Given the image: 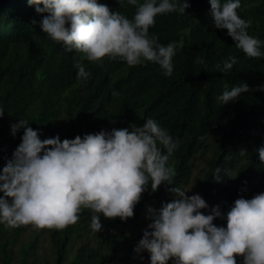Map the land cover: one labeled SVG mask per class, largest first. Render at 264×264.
<instances>
[{
	"label": "trees",
	"instance_id": "16d2710c",
	"mask_svg": "<svg viewBox=\"0 0 264 264\" xmlns=\"http://www.w3.org/2000/svg\"><path fill=\"white\" fill-rule=\"evenodd\" d=\"M98 1L130 21L137 11V6L127 0H123V6L117 0ZM143 2L138 0V4ZM187 2L190 6L184 13L158 14L149 28V37L157 36L164 46L183 42L172 58L173 74L166 77L158 64L149 61L131 67L119 58L89 62L82 53L66 51L62 43L43 33L41 21L47 13L37 14L28 0H0V108L4 112L0 117V142H22L23 129L14 136L11 132V125L20 120L40 133L64 117L66 128L61 142L101 130H131V126L143 127L147 119H153L179 144L167 161V166L175 170L172 184H162L153 192L149 183L133 217L108 221L105 252H93L85 244L67 264H118L114 263L117 259L120 263L131 259L130 255L121 257L124 227L149 208L166 203L164 195L172 188L184 191L193 179L192 159L196 155L204 157L210 149L206 170L193 181L194 194L208 205L201 210L203 214H211V208L220 206L224 218L215 219V226L226 227V214L236 199L264 193V164L256 152L264 146V91L259 90L264 87V55L247 57L235 47L226 29L215 28L209 0ZM240 5L237 14L252 20L247 32L261 41L260 51L264 53V0H240ZM233 56L237 63L229 72L216 67L222 68L223 61ZM77 64H83L90 73L88 79H77ZM243 83L249 86V92L225 105L217 100L225 84L231 90ZM158 147L167 154L159 143ZM242 149L245 156L239 155ZM217 168L221 169L220 182L214 179ZM225 170L233 174L229 176ZM92 214L83 209L80 219ZM27 228L9 229L0 224V238L4 231H12L11 238L0 242L2 264H11L8 246ZM75 229L72 225L62 231L51 230L54 257L52 262L44 258L42 264H65ZM37 243L34 237L25 246L21 264H29L27 256L35 252ZM147 256L150 258L148 252ZM242 259L237 257V264H242ZM36 262L34 258L32 264ZM169 264L174 262L170 260Z\"/></svg>",
	"mask_w": 264,
	"mask_h": 264
},
{
	"label": "clouds",
	"instance_id": "9594fccd",
	"mask_svg": "<svg viewBox=\"0 0 264 264\" xmlns=\"http://www.w3.org/2000/svg\"><path fill=\"white\" fill-rule=\"evenodd\" d=\"M117 2L123 6V0ZM209 2L215 28L226 29L235 47L247 57L264 55L261 41L247 32L252 20L237 14L240 0ZM28 3L37 14L47 13L41 21L42 31L62 43L66 51L76 50L94 63L105 57L119 58L130 67L142 61L154 62L166 77L173 74L172 58L183 42L164 46L157 36L149 37V28L158 14L184 13L190 6L187 0H144L142 4L127 0L137 6L130 21L98 0ZM197 62L203 63L199 59ZM236 63L233 56L223 61L222 68L216 67L229 72ZM75 67L78 80L88 79L90 73L83 64ZM259 90L264 91V87ZM249 91L246 83L231 90L225 84L217 100L225 105ZM3 115L0 108V117ZM26 125L23 120L11 125L13 136L24 130L22 142L0 172V224L5 228L31 226L37 231H62L78 223L82 210L88 209L93 213L90 227L98 233L102 228L100 215L127 220L133 217L149 183L153 192L162 184H172L175 170L167 166V161L179 144L153 119H147L143 127L101 130L63 142L58 135L41 140L39 132ZM158 143L167 154H162ZM256 152L264 164V146ZM246 154L243 149L239 152L240 156ZM220 171L217 168L214 176L217 182L222 180ZM170 191L174 195L171 202L148 209L152 222L135 248L138 254H150V264H169L170 260L174 264H237V257L243 258L242 264H264V193L236 199L226 214V227H218L213 221L224 218L219 205L205 215L201 210L208 205L199 194L188 196L179 187Z\"/></svg>",
	"mask_w": 264,
	"mask_h": 264
},
{
	"label": "rangeland",
	"instance_id": "374dc122",
	"mask_svg": "<svg viewBox=\"0 0 264 264\" xmlns=\"http://www.w3.org/2000/svg\"><path fill=\"white\" fill-rule=\"evenodd\" d=\"M66 119L62 117L61 119L54 121L51 126L42 132H40V139L46 138H54L57 135L60 137L63 136L64 128H65ZM19 144H15L12 140H2L0 142V172L4 166H6L7 162L12 159L13 153L18 147ZM212 150L204 156L196 155L192 159L193 164V179L190 182V185L185 187L184 191L188 194L193 195L195 192V177L202 176L204 171L206 170L209 159L211 156ZM8 153V156H6ZM3 194L0 193V196ZM167 202H171L174 199V195L172 192H167L164 195ZM157 207L155 209H159ZM154 209V210H155ZM93 215V214H92ZM87 216L79 219L78 223L75 224V232L70 240V244L68 247V255L65 261V264L72 261L75 257L77 250L79 247L85 244H89L93 252L102 251L105 252V238L107 235L108 229V221L110 219L105 218L103 215H100V222L102 225L101 230L96 233L91 227V216ZM151 219L149 218V212L144 211L137 218L136 221L124 227V236L121 237L123 241V254L121 257H125L126 255H130L131 259L122 260L120 263V259H117L114 263L118 264H149L150 258L147 256V252L136 253L135 248L138 246L139 241L143 238V232L148 229V225L151 223ZM51 230H34L31 226H28L27 230L23 231L19 237L14 241L12 245L8 246V250L11 252L12 256L10 257L11 264H21L23 258V249L25 246L30 244L32 239L36 237L38 239L37 247L35 252H32L29 256H27V260L29 264H32L34 258H37V262L35 264H42L44 258L49 262H52L54 254L52 250V240H51ZM12 237V231H4L1 234L0 242H4L6 238ZM102 248V249H101ZM3 262V257L0 258V264Z\"/></svg>",
	"mask_w": 264,
	"mask_h": 264
}]
</instances>
